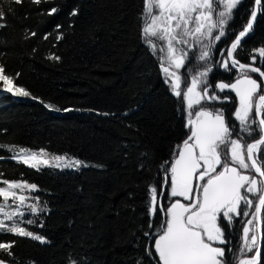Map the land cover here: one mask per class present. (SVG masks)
I'll use <instances>...</instances> for the list:
<instances>
[{
    "label": "trees",
    "instance_id": "obj_1",
    "mask_svg": "<svg viewBox=\"0 0 264 264\" xmlns=\"http://www.w3.org/2000/svg\"><path fill=\"white\" fill-rule=\"evenodd\" d=\"M53 3L60 8L54 17L40 14L52 4L27 2L16 17H8L9 26L0 30V61L9 72L21 73L16 83L33 95L57 108L73 110L49 111L35 100L4 94L0 96V143L66 153L103 167L37 173L11 160L0 161L6 178L19 179L23 171L25 179L42 189L35 195L51 209L43 216L45 227H25L45 235L51 243L40 245L8 233L0 235V241L17 242L13 264L32 260L36 264H69L70 257L79 264H137V260L150 264L143 235L148 230L147 188L162 182L160 165L170 159L186 129L158 61L140 41L142 0ZM250 4L251 0H243L239 6L230 35L213 49V61L220 59L218 50L227 47L246 22ZM73 8L79 14L70 17ZM57 23L63 25L64 38L53 47ZM26 31L53 34L46 41L26 40ZM262 45L264 17L238 50L237 58L251 63L252 50ZM49 53L60 56V61L45 59ZM235 75V71L217 66L209 74V82L213 87L218 81L234 82ZM227 94L235 101L233 93ZM215 107H223L231 119L235 105L226 102ZM159 219L157 215V222Z\"/></svg>",
    "mask_w": 264,
    "mask_h": 264
},
{
    "label": "snow or ice",
    "instance_id": "obj_2",
    "mask_svg": "<svg viewBox=\"0 0 264 264\" xmlns=\"http://www.w3.org/2000/svg\"><path fill=\"white\" fill-rule=\"evenodd\" d=\"M26 2L52 4L40 13L47 17L60 12L53 0H0V30L9 26L8 17H16ZM242 4L243 0H142L140 41L158 61L164 84L177 98L186 129L183 141L160 165L162 182L147 188L148 230L143 235L150 264H264V83L260 82L264 81V45L252 50L251 63L240 62L236 55L264 17V0H251L246 22L228 46L218 50L220 59L213 61V49L230 35ZM78 14L77 8L68 13L70 17ZM62 27L54 25L57 43L53 47L64 38ZM52 34L26 31L24 39L46 41ZM45 59L59 62L61 57L49 53ZM217 66L226 72L234 69V82L218 81L213 87L209 74ZM20 76L0 61V96L27 97L49 111L73 110L57 108L33 95L16 83ZM227 93H234L235 101ZM226 102L235 105L231 120L223 107H215ZM5 151L9 155H0V161L11 160L37 173L103 167L66 153L0 143V152ZM26 175L21 171L19 179H8L0 171V235L50 244L45 235L25 227L44 228L43 216L51 211L48 202L35 195L42 191L40 186L25 179ZM238 219L242 221L241 242L238 249L227 247L231 241L226 233ZM16 243L0 241V264L17 260L13 251ZM69 264L79 262L70 257Z\"/></svg>",
    "mask_w": 264,
    "mask_h": 264
},
{
    "label": "bare ground",
    "instance_id": "obj_3",
    "mask_svg": "<svg viewBox=\"0 0 264 264\" xmlns=\"http://www.w3.org/2000/svg\"><path fill=\"white\" fill-rule=\"evenodd\" d=\"M241 221V220H240ZM239 221V219L235 222V223H237V224H240L238 227L236 226L235 227V229H234V231L233 232H231V234H233V235H231V234H229L230 235V238H231V240L232 241H235V242H241V234H242V221L240 222ZM236 225V224H235ZM262 245H263V241H262Z\"/></svg>",
    "mask_w": 264,
    "mask_h": 264
},
{
    "label": "flooded vegetation",
    "instance_id": "obj_4",
    "mask_svg": "<svg viewBox=\"0 0 264 264\" xmlns=\"http://www.w3.org/2000/svg\"><path fill=\"white\" fill-rule=\"evenodd\" d=\"M234 94V93H233ZM229 120H231V119H229ZM232 123H235V121H231ZM238 127V126H237ZM249 139H251V138H249ZM236 224V225H235ZM240 224H237V223H234V225H233V227H231V228H229L228 229V231H227V233H226V235L228 236V239L231 241V244L230 245H228L227 247H236L237 249H238V246H239V244H240V242L238 241V242H235V241H232L231 240V238H230V235L229 234H231V232H233L234 231V229H235V227L237 226H239ZM231 235H233V234H231ZM234 236V235H233Z\"/></svg>",
    "mask_w": 264,
    "mask_h": 264
},
{
    "label": "rangeland",
    "instance_id": "obj_5",
    "mask_svg": "<svg viewBox=\"0 0 264 264\" xmlns=\"http://www.w3.org/2000/svg\"><path fill=\"white\" fill-rule=\"evenodd\" d=\"M233 39H234V38H233ZM221 69H222V68H221ZM233 71H235V70L233 69ZM181 72H182L183 74H185V75L187 74L186 71H185L184 69H182ZM210 107H211V105H210Z\"/></svg>",
    "mask_w": 264,
    "mask_h": 264
},
{
    "label": "water",
    "instance_id": "obj_6",
    "mask_svg": "<svg viewBox=\"0 0 264 264\" xmlns=\"http://www.w3.org/2000/svg\"><path fill=\"white\" fill-rule=\"evenodd\" d=\"M247 39V38H246ZM245 39V40H246ZM244 43V42H243ZM159 70H160V68H159ZM255 76H256V78L259 80V77L256 75V74H254ZM261 83H264V81H260Z\"/></svg>",
    "mask_w": 264,
    "mask_h": 264
}]
</instances>
